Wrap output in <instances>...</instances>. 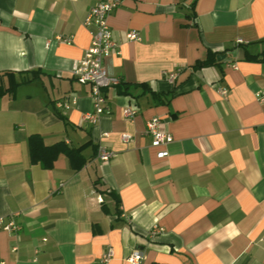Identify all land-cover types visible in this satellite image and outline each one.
<instances>
[{"label": "crops", "instance_id": "obj_1", "mask_svg": "<svg viewBox=\"0 0 264 264\" xmlns=\"http://www.w3.org/2000/svg\"><path fill=\"white\" fill-rule=\"evenodd\" d=\"M99 1L0 0V220L16 226L0 227V264H98L109 248L110 264H130L134 249L141 264H264V63L244 51L264 48V0H123L108 20L120 53L104 67L128 94L104 90L109 112L91 125V88L72 67ZM209 51L219 64L195 69ZM154 117L173 136L166 147L146 134ZM34 134L81 148L86 164L31 163Z\"/></svg>", "mask_w": 264, "mask_h": 264}, {"label": "built area", "instance_id": "obj_2", "mask_svg": "<svg viewBox=\"0 0 264 264\" xmlns=\"http://www.w3.org/2000/svg\"><path fill=\"white\" fill-rule=\"evenodd\" d=\"M123 0H101L97 2L88 12L84 19L85 27L90 29L92 37L91 45L86 50L84 56L76 61L72 67V76L82 85H90L91 101L93 111L84 116V121L96 125L100 117L109 112L107 97L104 90L115 88L120 85L121 81L117 77L108 76L104 67V59L111 55H118L120 53L119 45L113 38L111 27L108 23L110 15L121 6ZM125 38L128 41H139L140 37L136 31H128L125 33ZM59 41L70 43L69 40L58 38ZM238 43H242L239 40ZM237 69L236 66H234ZM177 79V73L168 74L169 82L173 83ZM217 92L222 99L227 100L230 90L227 87L217 88ZM256 97L260 102L264 101V97L260 93H256ZM76 103V99L59 103V108L68 110ZM136 107H128L123 110V115L128 120H133L137 115ZM146 134L152 138V145L154 147H166L173 141V136L168 132L161 119L154 117L147 122ZM122 139L127 142L131 136L125 134ZM168 155L167 151H161L159 157L163 158ZM114 157V152L107 148L100 146L98 149V159L102 162H108ZM99 202L102 199L99 198ZM0 227L6 231H11L16 228L14 223L4 224L0 220ZM162 230L153 228L151 235L157 236L161 234ZM114 258V251L109 248L100 258L98 264H110ZM143 253L134 249L127 257L130 264H141ZM4 264V263H1Z\"/></svg>", "mask_w": 264, "mask_h": 264}, {"label": "trees", "instance_id": "obj_3", "mask_svg": "<svg viewBox=\"0 0 264 264\" xmlns=\"http://www.w3.org/2000/svg\"><path fill=\"white\" fill-rule=\"evenodd\" d=\"M255 44H261L264 46V39L256 42ZM245 51V60L250 62H262L264 63V48L261 52L257 54L251 53L248 48H244ZM222 55L209 51L206 59L197 61L194 65L195 69L204 68L211 65L219 64ZM38 73V72H37ZM9 72L2 73L0 75H9ZM33 76L30 80L24 81V83L28 81H32L35 79L36 71L32 72ZM118 91L122 94H128V86L121 85L117 86ZM6 89L0 88V96H3L6 93ZM28 148L31 163L40 164L44 169H52L54 163L59 159L60 156L64 155L70 164V167L73 171H79L86 164V159L81 153V148H70L64 142L56 143L52 146H46L43 142L41 136L34 134L29 136L28 138ZM102 193H106V191H101ZM116 204L119 206V199L116 198Z\"/></svg>", "mask_w": 264, "mask_h": 264}]
</instances>
